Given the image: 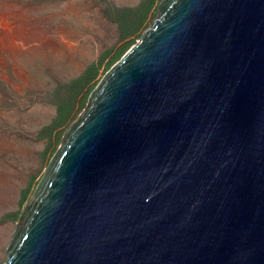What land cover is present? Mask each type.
<instances>
[{
    "label": "water",
    "instance_id": "obj_1",
    "mask_svg": "<svg viewBox=\"0 0 264 264\" xmlns=\"http://www.w3.org/2000/svg\"><path fill=\"white\" fill-rule=\"evenodd\" d=\"M4 264H264V0H162L66 130Z\"/></svg>",
    "mask_w": 264,
    "mask_h": 264
},
{
    "label": "rangeland",
    "instance_id": "obj_2",
    "mask_svg": "<svg viewBox=\"0 0 264 264\" xmlns=\"http://www.w3.org/2000/svg\"><path fill=\"white\" fill-rule=\"evenodd\" d=\"M145 1L0 0V264L66 130L87 108L114 56L151 27L162 0H153L126 39L113 12ZM89 70L94 78L78 88L67 118L55 123L59 98Z\"/></svg>",
    "mask_w": 264,
    "mask_h": 264
},
{
    "label": "trees",
    "instance_id": "obj_3",
    "mask_svg": "<svg viewBox=\"0 0 264 264\" xmlns=\"http://www.w3.org/2000/svg\"><path fill=\"white\" fill-rule=\"evenodd\" d=\"M152 3H153V0H149V1H145L141 3L136 8H127L125 10H115L113 12L115 15V22L117 24L118 32L121 36V39H126L136 33V31L140 28V26L143 24V22L147 18L148 11ZM128 46L126 45L118 54L114 56V58L108 64V70L117 61L121 59V57L123 56L122 55L123 51ZM92 78H94L93 71L89 70L83 77H81L79 80H75L71 84L70 93L67 96H65L64 99L59 98V102L57 104L58 116H57L55 123H59V122L61 123L67 118V116L71 112V108L74 104V100L77 97L78 88L83 87L84 84L87 83ZM55 126L56 124H54L51 127H55Z\"/></svg>",
    "mask_w": 264,
    "mask_h": 264
},
{
    "label": "bare ground",
    "instance_id": "obj_4",
    "mask_svg": "<svg viewBox=\"0 0 264 264\" xmlns=\"http://www.w3.org/2000/svg\"><path fill=\"white\" fill-rule=\"evenodd\" d=\"M5 24L7 25V23L5 22Z\"/></svg>",
    "mask_w": 264,
    "mask_h": 264
}]
</instances>
